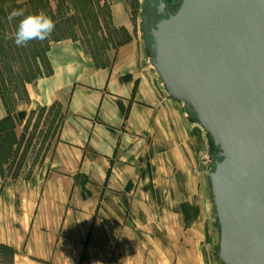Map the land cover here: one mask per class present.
Here are the masks:
<instances>
[{
    "label": "crops",
    "instance_id": "obj_1",
    "mask_svg": "<svg viewBox=\"0 0 264 264\" xmlns=\"http://www.w3.org/2000/svg\"><path fill=\"white\" fill-rule=\"evenodd\" d=\"M108 2L124 39L97 61L51 42V74L17 105L18 139L32 111L58 104L62 120L39 179L0 194V244L14 264H204V134L158 89L128 1Z\"/></svg>",
    "mask_w": 264,
    "mask_h": 264
},
{
    "label": "water",
    "instance_id": "obj_2",
    "mask_svg": "<svg viewBox=\"0 0 264 264\" xmlns=\"http://www.w3.org/2000/svg\"><path fill=\"white\" fill-rule=\"evenodd\" d=\"M138 2L158 89L205 137L201 171L217 233L209 255L264 264V0Z\"/></svg>",
    "mask_w": 264,
    "mask_h": 264
},
{
    "label": "trees",
    "instance_id": "obj_3",
    "mask_svg": "<svg viewBox=\"0 0 264 264\" xmlns=\"http://www.w3.org/2000/svg\"><path fill=\"white\" fill-rule=\"evenodd\" d=\"M95 3H100V0H54V3L51 0H21L20 3L19 0H10V12L12 11L11 8L23 9L25 15L42 12L52 18L55 23V29L47 39L43 41L33 40L27 44L32 46L31 61L26 63L22 71L15 72L12 67L8 68L7 64L0 59V98L6 109V115L0 120V173L3 171V166L10 168V159L15 155L20 143L15 134L16 108L22 97L28 95L26 85L39 77L48 76L52 72L47 58L50 43L68 38L77 39L78 30L84 36L88 33L89 28L90 33H94V41L89 43L92 46V50L86 51L97 61L98 55L95 52L96 49H99V44H103L101 40H104L102 37L104 36L103 24L106 23L108 28L116 31L111 23L108 0L104 2L108 12L106 21L100 19ZM2 10L7 16L5 9ZM20 19L18 18L16 22L10 24L9 22H2L0 19V48L1 42L4 41L1 29H4L5 24L10 26V39L14 44V33ZM1 49L0 58L3 55ZM45 109L44 107L39 111ZM33 113L35 111H32L30 115ZM61 120L62 117L59 119L57 131ZM29 121L30 117L23 127L24 131L27 129ZM22 139H24V135H22ZM15 253L12 247L0 244V264H14Z\"/></svg>",
    "mask_w": 264,
    "mask_h": 264
},
{
    "label": "rangeland",
    "instance_id": "obj_4",
    "mask_svg": "<svg viewBox=\"0 0 264 264\" xmlns=\"http://www.w3.org/2000/svg\"><path fill=\"white\" fill-rule=\"evenodd\" d=\"M52 3H54V0H51ZM106 0H100V3H95V8L98 12V15L100 16V19L102 21H106L108 12H107V6L104 4ZM131 14H132V20L134 22V25H136V29L138 26V12H139V2L138 0H127ZM171 1V0H168ZM21 0H19V3ZM0 5L2 6L0 8V19L2 22H9L14 23L18 18L14 19L13 21H8L7 16L10 13V0H0ZM5 9L6 15L3 13V10ZM15 8H11L13 10ZM103 24V22H102ZM14 26V25H13ZM104 26V40L102 39L103 44H99V49H96L97 55H102L106 53V50L109 49L112 46H115L117 43L121 42L124 39V36L119 31H112L110 28H108L107 24H103ZM2 37L4 38V41L1 42V53L3 55L1 56V61L5 64H7L8 68L12 67L15 72H20L22 69H24V66L27 62L31 61V53H32V46L26 45L22 47H18L13 44L11 41V35H10V26L4 25V29H1ZM138 33V30H137ZM98 35V33H97ZM78 39L81 40L83 46L86 48V50L90 51L92 50L91 44L94 41V33H90V29L88 28V33L86 35H82L80 31H77ZM83 40V41H82ZM85 44V45H84ZM102 47V48H101ZM7 68V69H8ZM28 95L25 97H22L20 104H25L28 102ZM30 121L27 125V129L24 131L22 130V135H24V139L21 140V137L19 138L20 143L17 147V150L15 152V155L10 159V169H5V166H3V171L0 173V194L6 193V190L9 186L11 188L12 181L16 178H19L21 183H27V182H34L35 180H38L41 176L44 165L46 161V157L48 156V151L50 150L56 133L57 128L59 125V119L62 117V111L61 106L56 104L52 105L48 109L46 108L43 111H35V113L29 115ZM28 117V118H29ZM203 152V151H201ZM204 161L203 165L201 164L200 172L202 173V169L204 168L205 164L209 161V157L204 154H201ZM7 171V172H6ZM203 175V173H202ZM6 177H10L9 185L7 184ZM204 184V182H203ZM205 187V184H204ZM206 204H207V236L203 243L202 252H200V258L201 261L204 264H217L211 254L209 255L210 251L216 247L217 245V233L215 229H213L211 225L213 221V211L212 207L208 198V194L206 193ZM10 204V203H9ZM1 217V216H0ZM9 218V219H8ZM1 219V218H0ZM7 219L10 222V217H6V215H3L2 222L6 223ZM1 224V221H0ZM8 252L7 250H5ZM206 253V255H205Z\"/></svg>",
    "mask_w": 264,
    "mask_h": 264
},
{
    "label": "clouds",
    "instance_id": "obj_5",
    "mask_svg": "<svg viewBox=\"0 0 264 264\" xmlns=\"http://www.w3.org/2000/svg\"><path fill=\"white\" fill-rule=\"evenodd\" d=\"M21 18L14 33V44L26 46L30 41L47 39L55 29L51 17L42 12L25 15L23 9H13L7 16L8 21Z\"/></svg>",
    "mask_w": 264,
    "mask_h": 264
}]
</instances>
